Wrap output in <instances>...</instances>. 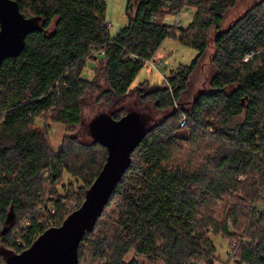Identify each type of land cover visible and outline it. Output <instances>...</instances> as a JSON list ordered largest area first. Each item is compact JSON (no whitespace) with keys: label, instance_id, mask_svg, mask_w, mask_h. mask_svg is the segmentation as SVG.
I'll return each instance as SVG.
<instances>
[{"label":"trees","instance_id":"16d2710c","mask_svg":"<svg viewBox=\"0 0 264 264\" xmlns=\"http://www.w3.org/2000/svg\"><path fill=\"white\" fill-rule=\"evenodd\" d=\"M16 1L26 17L41 21L24 51L0 67V264L61 226L106 163L107 148L82 130L85 94L115 119L129 112L124 100L137 95L146 136L86 231L78 264H217L218 234L230 241L228 263L264 264V0L225 29L239 0H129L128 23L114 37L103 0ZM184 9L193 11L187 27L168 23ZM212 29L209 88L181 112L175 105L210 48ZM168 37L197 48L196 59L162 85L131 89ZM89 61L102 63L92 79L82 75ZM150 103L161 118L144 117ZM50 119L70 133L57 153ZM66 172L82 185L62 184ZM66 201L77 205L68 209Z\"/></svg>","mask_w":264,"mask_h":264},{"label":"water","instance_id":"95a60500","mask_svg":"<svg viewBox=\"0 0 264 264\" xmlns=\"http://www.w3.org/2000/svg\"><path fill=\"white\" fill-rule=\"evenodd\" d=\"M40 21L38 17H26L18 1L0 0V67L7 58L24 51L27 36L40 28ZM89 132L107 148L108 156L85 201L61 226L47 229L29 248L11 255L9 264H78L79 245L86 231L94 228L131 165L134 150L146 136V127L137 111H129L120 119L103 113L91 120Z\"/></svg>","mask_w":264,"mask_h":264},{"label":"rangeland","instance_id":"374dc122","mask_svg":"<svg viewBox=\"0 0 264 264\" xmlns=\"http://www.w3.org/2000/svg\"><path fill=\"white\" fill-rule=\"evenodd\" d=\"M106 5V19L109 23L110 28V34L111 36H115L125 25L128 23V14H127V6L129 0H103ZM257 0H239L237 5L230 9L225 17V21L222 23V28H227L233 21L238 18L240 15H242L253 3H255ZM178 18L176 16H169L167 18L168 23H173ZM192 19V14L183 12L182 15V24L181 27H187L189 22ZM215 29H212L209 32L210 38H211V45L207 52V54L200 60L199 66L195 70L194 74L191 75L189 84L187 86L186 91L183 93L182 96V104L175 105V108L182 112L185 108H189L190 105L195 100L197 93L202 89H208L209 88V81L214 73V66L212 64L213 55L215 52V48L213 45V41L215 39ZM199 51L197 48L183 44L179 37H168L166 38L161 46L156 51L155 55L151 60H153L154 65L150 63V60L146 62L144 67L140 70L138 75L136 76L134 82L131 85V89H134L138 87L141 83L148 82L150 85H162L166 83V78L172 74V72L176 71L181 66H188L191 65V63L196 59ZM99 66V68H102V63L99 61H89L86 65V67L83 70V77L86 79H92L94 75L96 74V67ZM102 75V71L99 72ZM102 82L103 77H102ZM96 95L98 96V93L96 92ZM139 98L137 95H130L128 96L124 102L121 105H125L128 107L129 111H140L142 108L139 106ZM82 110H83V126L82 130L84 132H88V128L90 125V122L92 119H94L97 115L106 113L109 114V112L106 110L105 106L103 104H96L95 98L91 96L90 94H85V96L82 99ZM144 117H152V119L155 118H161V115L163 113L157 111L153 104H149L148 106H144ZM44 117L38 119V125L43 127L45 122H47V117L43 115ZM49 125V139L50 142L53 145L54 152H58L62 147V142L64 137L67 134H70L69 131H67L66 125L60 122H54L50 119ZM62 184H69L73 183L76 186L82 185V181L73 177L69 173L64 174ZM61 184V185H62ZM59 185V192L63 193V189ZM52 196L46 197V199H51ZM227 199V198H226ZM225 199V200H226ZM225 202V201H224ZM43 205H50L52 206V201L45 200L43 202ZM66 204L68 206V209L74 208L75 205H77L76 202H70L66 201ZM224 203H218L216 206L217 209H222ZM214 243L216 245L217 251V264H230L228 263V259L232 258L234 256L231 248H230V241L229 239L224 238L222 235H214L213 236ZM135 257L134 253H131L129 255V258ZM136 258V257H135ZM141 260H144L146 264H162L160 262H149L148 260H145L141 258ZM235 263V262H234Z\"/></svg>","mask_w":264,"mask_h":264},{"label":"built area","instance_id":"2783aa9c","mask_svg":"<svg viewBox=\"0 0 264 264\" xmlns=\"http://www.w3.org/2000/svg\"><path fill=\"white\" fill-rule=\"evenodd\" d=\"M183 12H187V13H191V14L193 13V11L191 9H184V10H181V11L177 12L174 16H176L178 19L175 22L172 23L175 27H178V26H180L182 24L181 18H182ZM150 63L152 65H154L153 60H150ZM186 120H187V116L184 115L181 124L184 125V123L186 122Z\"/></svg>","mask_w":264,"mask_h":264}]
</instances>
